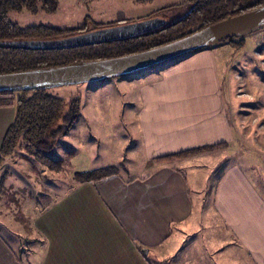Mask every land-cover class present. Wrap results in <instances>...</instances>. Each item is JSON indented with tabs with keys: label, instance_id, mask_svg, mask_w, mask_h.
<instances>
[{
	"label": "crops",
	"instance_id": "0c3cea01",
	"mask_svg": "<svg viewBox=\"0 0 264 264\" xmlns=\"http://www.w3.org/2000/svg\"><path fill=\"white\" fill-rule=\"evenodd\" d=\"M137 91L148 170L77 182L60 194L56 183L31 224L17 226L18 242L0 235V264H264V198L238 163L208 184L220 151L157 160L233 141V107L213 51L194 50L142 76ZM14 118V107H0V147Z\"/></svg>",
	"mask_w": 264,
	"mask_h": 264
},
{
	"label": "rangeland",
	"instance_id": "374dc122",
	"mask_svg": "<svg viewBox=\"0 0 264 264\" xmlns=\"http://www.w3.org/2000/svg\"><path fill=\"white\" fill-rule=\"evenodd\" d=\"M188 1L59 0L56 13L34 15L24 10L11 13L10 18L22 26H83L89 32L112 27L119 20L127 24L159 17L174 22L189 10ZM229 39L238 46L221 37L206 46L216 59L224 96L232 103L235 127L230 144L205 150L220 151L223 155L217 163L213 162L216 168L209 161L207 175L213 174L208 175L207 183L227 163H238L264 198V26L240 29ZM184 56L136 73L47 88L63 99L67 111L77 108L78 116L53 150L42 152L22 145L0 166V235L18 242L17 226L31 224L34 208L48 204V193L54 187L59 185L60 194L75 186L79 182L76 172L98 166H114L127 176L146 172L147 162L135 121L139 107L137 89L142 76ZM125 80L134 81L132 88ZM52 161L55 163L51 164ZM26 241L30 242L27 236L22 238V242Z\"/></svg>",
	"mask_w": 264,
	"mask_h": 264
},
{
	"label": "trees",
	"instance_id": "16d2710c",
	"mask_svg": "<svg viewBox=\"0 0 264 264\" xmlns=\"http://www.w3.org/2000/svg\"><path fill=\"white\" fill-rule=\"evenodd\" d=\"M188 2L189 10L181 18L137 37L54 50H29L0 44V74L48 69L141 52L192 34L223 19L264 6V0ZM24 10L34 15L41 12L53 14L59 10V0H0V42L61 39L88 32L83 26L70 29L46 24L22 26L11 20V13ZM121 22L119 20L112 26L123 24ZM234 34L235 32L225 34L221 38L233 46H238L229 39ZM0 107L15 108L14 121L0 147V166L5 163L12 151L22 145L42 152L53 150L59 140L69 133L78 116L77 108L67 111L61 97L43 88L0 90ZM225 145L219 143L186 149L159 157L157 160H173ZM53 163L55 162L52 161L51 164ZM116 172L118 171L114 166H105L76 172V178L79 182H85L104 178Z\"/></svg>",
	"mask_w": 264,
	"mask_h": 264
},
{
	"label": "water",
	"instance_id": "95a60500",
	"mask_svg": "<svg viewBox=\"0 0 264 264\" xmlns=\"http://www.w3.org/2000/svg\"><path fill=\"white\" fill-rule=\"evenodd\" d=\"M167 23V20L156 17L61 39L14 40L0 44L29 50L66 49L137 37L153 32ZM262 26H264V6L223 19L192 34L141 52L48 69L2 73L0 90L47 89L70 83L98 81L108 76L136 73L204 48L211 40L225 34Z\"/></svg>",
	"mask_w": 264,
	"mask_h": 264
}]
</instances>
